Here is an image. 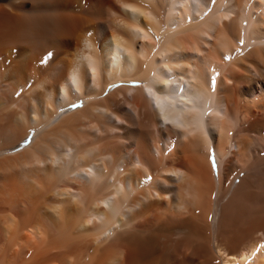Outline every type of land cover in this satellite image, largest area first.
Returning <instances> with one entry per match:
<instances>
[{
    "label": "bare ground",
    "instance_id": "bare-ground-1",
    "mask_svg": "<svg viewBox=\"0 0 264 264\" xmlns=\"http://www.w3.org/2000/svg\"><path fill=\"white\" fill-rule=\"evenodd\" d=\"M231 262L264 264V0H0V264Z\"/></svg>",
    "mask_w": 264,
    "mask_h": 264
}]
</instances>
